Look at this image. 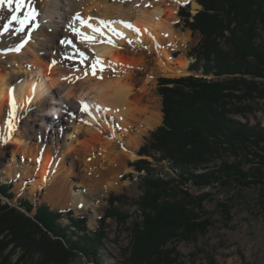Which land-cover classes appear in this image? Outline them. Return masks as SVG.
Masks as SVG:
<instances>
[{
	"label": "bare ground",
	"instance_id": "obj_1",
	"mask_svg": "<svg viewBox=\"0 0 264 264\" xmlns=\"http://www.w3.org/2000/svg\"><path fill=\"white\" fill-rule=\"evenodd\" d=\"M130 1L4 0L0 6V29L3 21L7 25L0 34V131L4 132L0 141L22 163L17 170L12 158L3 171L5 179L14 180L13 189L18 197L34 198V191L47 188V194L51 193L57 202L50 203L51 207L61 209L68 205L75 211L86 208L90 211L91 227L97 218L93 208L99 205L98 199L115 187L108 176L121 166L124 169V161L138 158L143 136L162 120L161 104L152 93L156 79L189 74V60L182 54L172 57L173 51H184L189 35L173 26L179 6L190 2L193 11L199 6L194 0ZM14 4L20 5L18 10ZM61 24L68 28V33ZM60 39L76 49L70 59L56 51ZM22 43V50L14 52ZM129 50L132 54H127ZM4 51L11 53L6 56ZM85 51L93 52L92 61L85 57ZM137 51L152 53L154 57L148 61L153 67H147L139 86L134 87L137 71L146 69V56L134 55ZM45 106L51 107L54 127L63 123L67 127L63 142L58 146L52 143L45 149L56 154L54 172V167H47V156L38 160L35 151L43 146L32 141L33 126L45 130ZM68 106L76 110L81 118L78 122L71 120ZM29 113L32 118L27 120L23 133L17 128V119ZM65 115L68 122L63 120ZM80 135L86 140L93 138L98 147L93 148V160L83 170L81 185H77L86 192L68 194L64 184L67 175L61 176L63 181H57L59 185L55 175L66 155L80 151ZM89 148L86 145L85 150ZM89 171L93 185L86 181ZM87 193L89 197L85 198Z\"/></svg>",
	"mask_w": 264,
	"mask_h": 264
},
{
	"label": "trees",
	"instance_id": "obj_2",
	"mask_svg": "<svg viewBox=\"0 0 264 264\" xmlns=\"http://www.w3.org/2000/svg\"><path fill=\"white\" fill-rule=\"evenodd\" d=\"M196 1L202 10L193 16L185 10L182 15L185 26L200 35L188 53L195 61L187 69L215 78L159 80L162 123L138 151L146 159L134 164L137 172L144 171L139 181L143 194L137 202L141 220L130 228L127 264H174L172 255L177 253L168 244L204 234L213 225L204 209L210 194L195 196L188 184L196 189L232 184L241 189L264 187V127L235 119L253 113L254 105L264 101V83L258 81L264 80V39L257 42L260 32L264 34V0ZM147 158L167 161L174 176L154 173ZM5 188L9 187H0V193L11 198ZM109 199L112 206L119 198ZM23 204L30 213L34 205ZM218 207L228 211L224 203ZM109 217H114L112 211L104 213L101 222ZM33 218L0 204L4 259L0 264H11L4 256L9 246L25 255L36 251L40 264H67L77 254L98 261L105 237L101 228L87 232L85 216L73 217L71 209L50 211L42 205ZM61 218H67L69 225L63 226Z\"/></svg>",
	"mask_w": 264,
	"mask_h": 264
},
{
	"label": "rangeland",
	"instance_id": "obj_3",
	"mask_svg": "<svg viewBox=\"0 0 264 264\" xmlns=\"http://www.w3.org/2000/svg\"><path fill=\"white\" fill-rule=\"evenodd\" d=\"M140 1L141 0H131L130 3H139ZM194 2L199 7H201L196 0H194ZM19 4L22 5L23 3L19 2ZM14 5H17L16 9L18 10L20 5ZM185 10H188L192 16L196 14V10L193 11L190 2L182 4L177 8V22H175L173 27L177 31L188 34L189 36L184 51L182 53L180 51H173L172 57H177L178 55L182 54L189 60V64H191L195 61V58H189L188 53L198 44L200 35L198 32L193 33L185 26L184 17H182V15L185 14ZM1 20H3V16L1 17ZM5 23L6 22L3 21V27L0 29V34H3V32L7 29V25H5ZM60 27H62L63 31L65 30L67 33L69 32L68 28L65 29V26L63 24H61ZM263 39L264 34L260 32V37L257 42L262 43ZM59 47L64 48L65 51L62 52L61 48ZM224 48L227 50L225 44ZM55 49L60 55L65 54L67 56L64 58L69 59L73 56V53L76 52V49H74L65 39H60L59 42H56ZM17 50L21 51L22 49L17 48L13 51L17 52ZM2 53L6 56H9L11 52L4 51ZM40 54L42 55L43 52H40ZM84 54L85 57L89 59V61L93 60L94 55L92 51H89V54H86L85 51ZM127 54L132 53H130L129 50ZM143 54L144 56H146V69H144L143 71H137V74L134 78V87L139 86L141 78L144 77V72H146L148 68L153 67V63H148V61H151V58L154 57V54L143 52L139 53V51L134 53V55L138 57L143 56ZM75 60L76 62H78L79 58H76ZM200 64H202V62ZM190 74L196 77H205L208 79L215 78L213 75H203L201 70L196 72L189 71V74H187L186 76H190ZM186 76L174 78H157L154 90L152 92L153 97L157 99V102L159 101L161 104L162 100L158 94V83L160 79H178ZM258 81H262L264 83V80ZM55 99H58V97H55ZM143 104L147 105V102L143 101ZM254 106L255 111L253 113L246 114L245 117L235 116V119L240 121L241 123H249L250 125L259 124L261 127H264V101H258V103ZM69 107L70 106H68V109H70V111L72 112L70 115L71 120H73L74 122H78L81 118L77 117V113L74 108ZM33 109L34 107L30 108L29 110ZM44 109L45 121L43 123V129L45 130L43 131L42 129H38L36 126H33L32 141L37 145L43 146L39 152L35 151V154H38V160L40 161L41 158L47 156L50 160L47 167H54L53 170H51L54 172L57 171L55 169L56 166H54V164L57 162L55 158L56 154L53 152H47L45 149L48 148L49 145L51 146L52 143H55L58 146L63 142L65 131L64 127L66 126L63 123V125L54 127L51 107L45 106ZM63 114L65 113L63 112ZM66 115L63 116L64 118H61H63L64 121L68 122L69 119ZM31 118V113L24 116L19 115L16 123L17 128L19 130H22L21 132H23V129L27 128V123H29L27 122V120L29 119L30 121ZM161 123L162 120L153 130L148 131L147 135L143 136V142L137 150L138 158L133 161H124L125 170L121 166L120 168L116 169V171H114L111 176H108L112 178L109 181L114 182L115 187L107 191L104 196L98 199L99 205L93 208V211L95 210V213L97 214V218L95 220V224L92 225V227L89 226L90 211L86 210V208L75 211L74 209L67 207L68 205L61 209L51 207L50 203H54L55 201L51 198V193L47 194V188L34 191V198L27 195H22L20 197L16 196L13 189L15 184L14 180L8 178L5 179V174L3 171H5L9 163H11L10 160H12V158H15V160L13 161L14 163H16L17 170H20L22 163L20 161V157L11 156L8 151V146L1 141L0 187L8 186L9 188H5L6 194L11 195V198H6L4 197V195H2V193H0V204L8 205L9 207H15L20 212L24 213L27 217L28 215L34 216L36 209L42 205H46L50 211L71 209L73 217H86L85 227L89 234L101 228L100 231L103 232V237L105 238L103 239V244L99 249V259L97 262H93L91 259L84 257L82 254H77L75 257L69 260L67 264H127L125 261V257L128 256L131 242L130 228L131 224L134 221L141 220L137 202L143 194L139 181L140 176L144 175V171L140 173L137 172L134 164L138 160L146 159L145 156L139 155L138 151L149 141L151 133L154 132L159 126H161ZM34 130L35 135L33 134ZM26 132H28V130H26ZM0 135L1 137H3V130L0 131ZM79 138L81 139V148H79L80 151L76 152V155H66L63 160H61V163H59L60 168L58 174L55 175V181L57 185H59L57 181H63L60 180L61 176L67 175V182L64 184L68 188V194H75L78 191L79 193L86 192L85 189H82V187H77V185H81L83 181L82 176L84 175L83 170L87 167V164H89L90 161L93 160V148L96 149L98 147V144H93V138L86 140L83 135H80ZM86 145H89L90 148L85 150ZM147 160L152 163V167L155 171L154 173L166 177L174 176L175 173L171 169L170 163H168L167 161L156 163L152 158H147ZM29 167L32 171L33 165L29 164ZM32 173L35 174L34 171H32ZM88 174L90 178L86 181L87 183L93 185V174H90V171L88 172ZM16 180H18V178H16ZM105 181L106 179L102 182V185L105 183ZM27 182L28 181L25 179L24 183ZM187 187L190 193L195 196H200L204 193L210 194V198L204 202V209L209 212V215L207 216L211 218L213 225L204 234H197L195 237L192 236L187 239L172 240L168 244V248L169 250H173L178 254H176L175 256L172 255L173 260L175 258L174 264H210L212 262L214 264H264V187L250 186L241 189L235 184L227 187L213 185L211 187H205L203 189H196L191 184H188ZM111 195L119 198L113 203L112 206L108 203V200H110L109 197ZM88 197L89 196L87 193V195H85V198ZM24 202L34 205L30 213H27V211L24 209ZM218 203L226 204L228 206V211L223 213V211L218 207ZM93 211H91V213ZM108 211H112L114 217L106 218L103 222H101L102 216H104V213ZM126 215L128 217L125 219L124 217ZM31 219L35 220L34 218ZM59 222L63 226L69 225V221L67 220V218H61ZM4 256L7 258L6 260L11 264H40L39 259L41 258L40 254L38 255L36 251H31L29 255H25V253H23L20 249H15L14 251H12L11 246L4 250ZM0 261L2 262L4 261V259L0 258Z\"/></svg>",
	"mask_w": 264,
	"mask_h": 264
},
{
	"label": "water",
	"instance_id": "obj_4",
	"mask_svg": "<svg viewBox=\"0 0 264 264\" xmlns=\"http://www.w3.org/2000/svg\"><path fill=\"white\" fill-rule=\"evenodd\" d=\"M201 9H202V7H199V9L195 11V13H197V12L200 11ZM190 75H191V74H190ZM28 217L33 218V215H28Z\"/></svg>",
	"mask_w": 264,
	"mask_h": 264
},
{
	"label": "snow or ice",
	"instance_id": "obj_5",
	"mask_svg": "<svg viewBox=\"0 0 264 264\" xmlns=\"http://www.w3.org/2000/svg\"><path fill=\"white\" fill-rule=\"evenodd\" d=\"M9 2H11V0H9ZM4 4V0H0V6H2ZM29 20L31 19L30 17L28 18Z\"/></svg>",
	"mask_w": 264,
	"mask_h": 264
}]
</instances>
